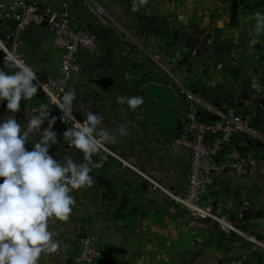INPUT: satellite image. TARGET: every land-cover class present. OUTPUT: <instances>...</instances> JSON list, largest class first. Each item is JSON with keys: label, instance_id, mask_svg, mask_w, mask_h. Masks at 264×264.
Returning <instances> with one entry per match:
<instances>
[{"label": "crops", "instance_id": "crops-1", "mask_svg": "<svg viewBox=\"0 0 264 264\" xmlns=\"http://www.w3.org/2000/svg\"><path fill=\"white\" fill-rule=\"evenodd\" d=\"M118 1L117 15L112 0H100L108 7L102 21L84 0H37L43 17L67 11L75 24L95 31V50L79 53L81 71L72 77L69 87L78 97L88 93L91 101H108L102 108L95 104L93 114L102 115L103 128L115 133L124 125L129 133L123 138L117 135V142L105 145L107 153L93 156L102 167L90 173L92 186L71 193L76 202L67 221L50 220L49 230L57 233L60 250L42 254L37 264H72L78 239L86 233L99 239L95 264H234L248 243L177 209L151 181L170 191L182 190L186 184L188 154L171 144L186 114L178 83L197 92L205 116L232 102L239 103L251 117L256 116L261 145L252 147L262 154L264 164L262 80L253 67L245 69L244 63L236 60L244 57L242 51L232 52L227 58L218 44L201 42V32L192 25L188 13L192 0H149L152 7L147 3L131 15L122 10L128 0ZM176 4L177 10L173 7ZM112 25L119 29L118 44V33ZM132 31L142 40L130 37ZM23 41V53L37 74H53L59 52L51 46L46 23L32 24ZM129 56L138 62L131 69ZM160 58L165 60L161 62ZM134 95L144 99L135 111L117 103V97ZM236 141L245 144L246 137L238 136ZM64 157L53 156L58 161ZM72 157L74 162H83V157ZM95 171L114 183L107 196ZM207 192L221 199L230 212L244 209L250 218L257 211L264 212V172L246 176L222 173L213 177ZM122 199L126 204L121 205ZM250 226L264 237V218L250 219ZM243 264H264V251L252 252Z\"/></svg>", "mask_w": 264, "mask_h": 264}, {"label": "clouds", "instance_id": "clouds-1", "mask_svg": "<svg viewBox=\"0 0 264 264\" xmlns=\"http://www.w3.org/2000/svg\"><path fill=\"white\" fill-rule=\"evenodd\" d=\"M147 3L148 0H132V11ZM247 19L254 21L257 35L264 33V13L256 11ZM4 59L5 67L15 71L0 70V101H7L6 108L13 114L0 122V264H37L42 254L60 250L57 233L49 230L50 220L67 221L76 202L71 193L92 186L90 173L102 167L93 156L105 145L117 142V135L123 138L129 133L124 125L118 126L115 133L103 128L102 115L91 110L82 113L86 119L81 123L73 115L74 89L61 90L62 95H56L47 83L38 82L33 65L11 53H6ZM38 88L61 110L59 119L65 124L71 122L72 126L63 132V140L82 153L83 162H74L71 154L62 161L49 154L51 145L57 143V134L52 130L57 117L49 119V102L28 112L26 128L17 123L14 114L20 110L21 100H31ZM117 103L135 111L144 99L139 95L120 96ZM46 120L48 126L41 131ZM33 135L38 136V141L29 151L25 145Z\"/></svg>", "mask_w": 264, "mask_h": 264}, {"label": "built area", "instance_id": "built-area-1", "mask_svg": "<svg viewBox=\"0 0 264 264\" xmlns=\"http://www.w3.org/2000/svg\"><path fill=\"white\" fill-rule=\"evenodd\" d=\"M84 1L92 5L94 14L100 20L107 17L108 13L100 0ZM41 21L46 23L51 46L58 50L59 58L56 71L51 75L37 74V80L39 83H47L54 94L62 95L61 90L67 91L72 77L81 71L79 53H92L97 40L95 31L75 24L67 11L53 12L43 17L37 0H0V70L10 73L15 71L5 67L6 53H11L28 64L23 53V37L32 24H39ZM168 74L174 79L173 75ZM178 85L186 103V114L181 131L171 140V144L188 154L186 184L182 190L170 191L155 181L151 182L168 196L177 209L185 211L194 219L207 222L223 234L245 240L248 243L247 249L234 261V264H243L252 252L258 249L264 251V237H259L251 229L250 218L246 219L248 215L244 209L230 212L221 199L207 191L213 177L222 173L232 172L236 176H246L264 172V164L258 153L243 148L246 141L245 144L236 141L238 136L246 135L260 140V128L253 125L251 117L243 114L234 104L212 108V115L205 116L199 105L197 92L187 85ZM38 90L61 112L42 89ZM76 120L81 123L84 121ZM98 256L97 235L86 233L78 239L72 264H95Z\"/></svg>", "mask_w": 264, "mask_h": 264}, {"label": "rangeland", "instance_id": "rangeland-1", "mask_svg": "<svg viewBox=\"0 0 264 264\" xmlns=\"http://www.w3.org/2000/svg\"><path fill=\"white\" fill-rule=\"evenodd\" d=\"M149 1V0H148ZM257 0H192L189 5V11L191 16V23L195 26L198 31L201 33V37H198L202 43H208L209 45L218 44L217 47H221L226 52V57L230 58L232 56V52L242 51L243 58L237 57L236 60L244 63V68L250 69L256 66L264 67V33L257 35L254 30V21H249L247 19L248 16L252 15L256 11H260L264 13V4L261 6H254ZM115 5L116 14L118 15L120 12V4L118 0H112ZM128 5H123L122 10L129 15H131V5L132 0H128ZM170 5V4H169ZM103 6L108 9L106 4L103 3ZM149 7H152L153 4L151 1L148 2ZM174 8H178L177 4L173 6ZM117 31L118 35L115 38V43L119 42V29L118 27L112 25ZM152 36V35H150ZM134 40H142V37L137 36L135 31L131 32V36ZM152 41L154 39L149 37ZM128 42L135 47V43L128 39ZM219 48V49H221ZM141 49H138L140 51ZM144 54V53H142ZM249 54V55H248ZM255 56V57H254ZM133 56H129L128 58V68H134L137 63L132 60ZM150 61V57H147ZM165 59L160 58V61L163 62ZM229 62L233 61V59H229ZM30 64V63H28ZM31 65V64H30ZM254 71V70H253ZM70 85V84H69ZM68 85L67 90L70 89ZM86 89L88 90V85H86ZM79 95V94H78ZM80 97V98H79ZM76 95V99L74 100V111L73 115L77 119H86L83 112L91 110L93 111L94 105L96 104L97 108H102L103 105H107L108 101L106 100H94L91 101L89 99L88 93L80 94V96ZM20 110L15 113V119L17 123L21 124L26 128L27 126V115L28 112H31V109L34 107H38L40 103H44V97L41 92L38 90L37 95L33 97L31 100L27 101L21 100ZM7 101L0 102V122H3L7 116H12L13 114L9 112L6 108ZM38 114V113H33ZM56 114L59 117L62 116V112L56 110ZM49 119L50 116H49ZM58 119V117H57ZM59 123L62 125H66L69 128L71 127L70 123L65 124L59 119ZM48 126V121L46 120L41 125V131H43ZM57 134V143L52 144L49 148V154L52 156H66L71 154L72 156L83 157L82 153L74 148H70L68 144L63 140V130L58 124L55 123L52 129ZM38 141V136L33 135L32 140L25 145V147L31 151L33 144ZM102 152H106L104 149H101L94 156L100 155ZM107 153V152H106ZM260 159L262 158V154L258 153ZM262 161V159H261ZM254 219H262L264 218L263 211H257L253 215H251ZM250 218V219H253ZM261 220H259L260 223ZM258 225V224H256ZM260 236V235H259Z\"/></svg>", "mask_w": 264, "mask_h": 264}, {"label": "trees", "instance_id": "trees-1", "mask_svg": "<svg viewBox=\"0 0 264 264\" xmlns=\"http://www.w3.org/2000/svg\"><path fill=\"white\" fill-rule=\"evenodd\" d=\"M262 4H264V0H257L254 4V6H261ZM219 46V45H218ZM221 48V47H219ZM221 50H226V49H222ZM254 71L257 73V75L260 77V79L262 80V83L264 85V67L262 68V66H260V69H259V66H256L254 67ZM42 94V93H41ZM42 96L44 97V103H48V100L46 99V97L42 94ZM2 102V101H0ZM229 104H234L243 114H247V112H245L244 108L239 104V103H235V102H232V103H229ZM228 105V104H227ZM49 106H50V118L51 117H58V119H56V122H58V124L60 125V127L62 128L63 131H66L68 128H66V125H61L59 123V115L56 114L57 116H55V112H56V108L54 106H52L50 103H49ZM250 116V115H249ZM251 117V116H250ZM252 119V122H253V125L255 126H259L260 123H259V119L255 116V117H251ZM243 148H248V149H251L253 151H256V149L248 144L244 145ZM259 149H263V148H260ZM97 173V180L99 182V185H101V187L105 188V196H107L108 193L111 192L112 188H113V181H111L106 175H104L103 173H98V171H95ZM126 199H122L121 201V205H124L126 204ZM250 218L249 215L247 216L246 219ZM257 234V233H256ZM258 235V234H257ZM259 236V235H258Z\"/></svg>", "mask_w": 264, "mask_h": 264}, {"label": "water", "instance_id": "water-1", "mask_svg": "<svg viewBox=\"0 0 264 264\" xmlns=\"http://www.w3.org/2000/svg\"><path fill=\"white\" fill-rule=\"evenodd\" d=\"M245 137H246V141H247V143H248L249 145H251V146H254V145H256V144L261 145V142L257 141V140L255 139V137H253V136H251V135H246Z\"/></svg>", "mask_w": 264, "mask_h": 264}]
</instances>
